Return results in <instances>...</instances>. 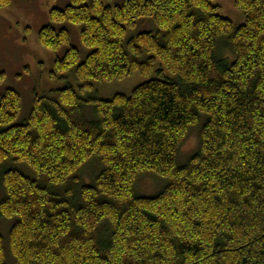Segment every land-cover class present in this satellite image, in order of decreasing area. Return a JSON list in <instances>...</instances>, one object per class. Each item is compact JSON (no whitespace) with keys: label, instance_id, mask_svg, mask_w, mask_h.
<instances>
[{"label":"trees","instance_id":"obj_1","mask_svg":"<svg viewBox=\"0 0 264 264\" xmlns=\"http://www.w3.org/2000/svg\"><path fill=\"white\" fill-rule=\"evenodd\" d=\"M234 6L240 25L215 0L51 9L39 42L67 45L55 71L74 67L78 89L35 97L20 124L19 93L0 96V218L12 221L0 264L5 243L15 264H264V0ZM142 18L155 30L127 36ZM63 22L80 26L82 61ZM135 72L153 76L109 99L93 90ZM149 171L167 184L136 195Z\"/></svg>","mask_w":264,"mask_h":264},{"label":"rangeland","instance_id":"obj_2","mask_svg":"<svg viewBox=\"0 0 264 264\" xmlns=\"http://www.w3.org/2000/svg\"><path fill=\"white\" fill-rule=\"evenodd\" d=\"M70 0H9L7 5L0 7V96L7 90L17 91L21 97V109L15 123H22L29 115L33 101L37 96L50 94L51 91L72 86L78 89L74 67L64 73L55 71L57 57L64 55L67 45L60 46L57 50H50L43 46L38 39L40 29L50 24L49 13L53 8H64ZM105 4H121L123 0H103ZM222 16L232 20L235 25L244 22L241 10L234 6V0H215ZM56 27L64 26L70 32V44L77 47L80 52V61L88 53V49L80 39V26L70 22L54 24ZM155 24L149 18L138 20L130 28L127 36H132L143 31H154ZM153 75L144 76L134 74L110 82H93V90L102 99H109L115 94H129L136 86L149 80ZM93 110L90 105L84 108V116L91 117ZM202 121V119H201ZM201 121L190 128L186 139L182 143L178 163L184 164L194 153L199 145V132ZM186 160V161H185ZM16 169L23 171L24 164H14ZM96 168V167H95ZM26 174V172H24ZM87 176V172L82 173ZM167 184V180L153 172H143L138 176L134 186V193L139 196H154ZM2 190L0 187V198ZM12 221L0 218V230L3 237L8 235ZM6 240V238H5ZM6 264H15L7 243Z\"/></svg>","mask_w":264,"mask_h":264}]
</instances>
